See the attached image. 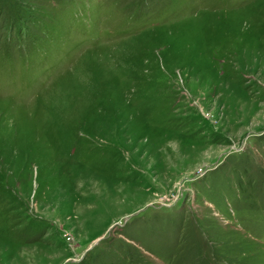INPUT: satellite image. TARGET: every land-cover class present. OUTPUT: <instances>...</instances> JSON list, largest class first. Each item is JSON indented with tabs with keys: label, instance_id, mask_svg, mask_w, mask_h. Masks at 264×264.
<instances>
[{
	"label": "rangeland",
	"instance_id": "1",
	"mask_svg": "<svg viewBox=\"0 0 264 264\" xmlns=\"http://www.w3.org/2000/svg\"><path fill=\"white\" fill-rule=\"evenodd\" d=\"M0 264H264V0H0Z\"/></svg>",
	"mask_w": 264,
	"mask_h": 264
}]
</instances>
